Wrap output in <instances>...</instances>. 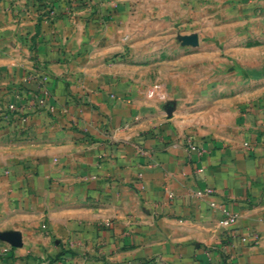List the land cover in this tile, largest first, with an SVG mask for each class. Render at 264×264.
<instances>
[{"label": "crops", "instance_id": "0c3cea01", "mask_svg": "<svg viewBox=\"0 0 264 264\" xmlns=\"http://www.w3.org/2000/svg\"><path fill=\"white\" fill-rule=\"evenodd\" d=\"M11 102L0 264H264V0H0Z\"/></svg>", "mask_w": 264, "mask_h": 264}, {"label": "built area", "instance_id": "2783aa9c", "mask_svg": "<svg viewBox=\"0 0 264 264\" xmlns=\"http://www.w3.org/2000/svg\"><path fill=\"white\" fill-rule=\"evenodd\" d=\"M24 108L25 107L23 105H20L17 102L9 103L7 108H6L7 109L6 114L3 115V117L0 116V118H2V119H0V121H2V122L6 121L9 123V121H11L15 118H19V119H22L23 121H26L28 119V116L23 114ZM245 147L247 149H249L251 147V144L249 142H246ZM204 193L209 194V195H213L214 189L206 188L204 190ZM210 205H211V207L218 208L221 211L222 219H221L220 223L223 226L228 227V226H232V225L236 224V222L239 218V215L237 212H235L234 210L229 208L224 203H217L216 201H212L210 203ZM107 223H110V221H107ZM260 238H261V236L258 233H253L251 236L244 237L243 239L245 241L251 242L252 244H256L259 242ZM145 264H151V263H145Z\"/></svg>", "mask_w": 264, "mask_h": 264}, {"label": "rangeland", "instance_id": "374dc122", "mask_svg": "<svg viewBox=\"0 0 264 264\" xmlns=\"http://www.w3.org/2000/svg\"><path fill=\"white\" fill-rule=\"evenodd\" d=\"M194 90V88H183V91L186 92V96L183 95V99L181 101L176 100L174 105L181 106L185 110L192 112H210L213 106H215L214 99L217 97H223L229 93V88L226 87H215L212 89L210 87H206L201 89L199 97H192L193 95H198V93H195ZM194 98H196L197 101H193ZM219 109H222V107H219Z\"/></svg>", "mask_w": 264, "mask_h": 264}]
</instances>
